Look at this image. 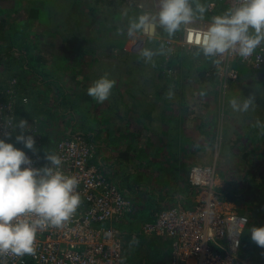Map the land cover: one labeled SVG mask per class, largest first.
Listing matches in <instances>:
<instances>
[{
  "label": "rangeland",
  "instance_id": "rangeland-1",
  "mask_svg": "<svg viewBox=\"0 0 264 264\" xmlns=\"http://www.w3.org/2000/svg\"><path fill=\"white\" fill-rule=\"evenodd\" d=\"M160 4L161 0H0V96L8 101L10 88L5 81L16 80L21 86L18 99L16 97L15 103L11 104L15 110L14 120L15 123L20 119L28 122L30 131L26 135H32L35 142L40 140L35 146L50 135L54 144L68 133L80 132L98 146L95 148L98 164L107 155L115 157L118 150L109 154L98 138L100 133L104 135V126L97 129L96 138L87 134L93 130L92 125L103 124L104 118L113 121L122 112L135 118L137 111H144L146 104L149 108L154 104L159 110L157 119L167 130L161 135V141L150 126L134 129L123 142L129 165L109 175L112 171L104 164L103 171L116 183L120 182L118 174L123 170L147 171L162 184V179L167 180L173 174V169L171 175L169 173L171 158H181L183 148L190 150L192 146V150H196L193 158H197L193 161L194 166L214 163L220 190L228 184L236 190V195L228 202L234 210L248 217L246 229L252 225V220L256 221L254 209L259 207L262 216L255 227L264 226V194L257 195L264 193V180L260 179L264 175V155L261 167L257 164L261 159L258 154L264 149V132L257 128L258 121L264 124V73L246 70L249 79L241 74L235 82L221 87L208 80L202 82L204 79L200 77L198 66L207 56L199 48L187 49L189 53L184 54L181 61L178 57L171 64L166 63L170 58L164 41L179 42L187 28L200 25L207 28L212 18L206 12L205 17L199 19L196 12L193 22L173 35L158 24L150 35L142 30H133L129 34L131 25L138 22L139 17L157 15ZM190 4L197 5L195 1ZM145 49L153 53L151 59L142 55ZM90 50L97 60L88 64L89 60H83L79 54ZM111 64L116 65L113 75L117 83L110 98L97 103L87 95V89L100 76L110 77L106 70ZM43 71L44 77L38 83L35 78ZM219 94L221 99L224 95L225 101V106L220 108L216 101ZM62 98L65 101L61 104ZM248 98L253 99L248 111L234 110L230 103L233 99L243 103ZM68 103L74 106L70 107ZM213 115L216 117L214 124L209 125L213 123L209 119ZM223 118L227 120L228 129L222 138ZM239 121L244 122L240 128L237 127ZM254 126L256 131L249 133ZM217 129L219 132L215 134ZM18 134L19 129L15 130L11 143L20 148L24 145L16 143ZM235 139L239 142L230 150L228 146ZM165 157L162 165L161 158ZM154 161L158 169H147ZM176 170L180 171L175 176L179 178V185L173 190L169 188L172 194L185 184L181 177L183 171ZM131 200L134 205L136 202ZM182 203L185 200L163 202L156 205V210ZM133 212L134 208L131 215ZM139 232L128 233L129 246L146 254L145 264L160 263L163 252L168 251L167 243ZM240 253L247 264H264V248L257 246L246 233L242 237ZM167 255L164 257L166 262L170 259L169 252Z\"/></svg>",
  "mask_w": 264,
  "mask_h": 264
},
{
  "label": "built area",
  "instance_id": "built-area-1",
  "mask_svg": "<svg viewBox=\"0 0 264 264\" xmlns=\"http://www.w3.org/2000/svg\"><path fill=\"white\" fill-rule=\"evenodd\" d=\"M241 2L209 0L204 7L212 18L217 16L216 12L222 6H226L227 11ZM191 6L194 8L197 5ZM206 29L203 25L189 27L181 41H164L169 48L168 55L177 46L199 48L195 43L196 35ZM213 58L220 82L223 85L235 82L239 78V70L232 63L242 65L249 72L264 70V42L246 59L233 53ZM5 83L10 93L8 101L0 96V138H5V131L12 132L11 139L6 140L11 142L15 131L4 126L9 122L15 124V110L11 104L15 103L16 97L18 99L19 88L14 79ZM95 148L96 145L83 133L67 134L53 144L47 153L60 157V170L78 180L77 192L81 204L62 227H49L38 232L34 256L0 257V264H4V261L6 264H145L130 263L126 259L129 236L113 224L125 222L134 205L118 182L112 180L96 163ZM25 153L31 158L33 167L50 166L45 158L46 152L44 156L29 151ZM187 181L194 192L192 204H177L156 210L153 221L142 225L139 233L168 243L170 259L167 264H247L240 250L249 219L234 210L219 193L216 165L193 166L188 171Z\"/></svg>",
  "mask_w": 264,
  "mask_h": 264
},
{
  "label": "clouds",
  "instance_id": "clouds-1",
  "mask_svg": "<svg viewBox=\"0 0 264 264\" xmlns=\"http://www.w3.org/2000/svg\"><path fill=\"white\" fill-rule=\"evenodd\" d=\"M207 9L197 3L195 12L190 0H161L157 15L139 17L129 30H142L150 35L157 24L169 35H173L193 22L195 13L204 18ZM191 42V36L189 37ZM264 42V0H242L239 6L228 9L223 15L212 17L206 30L196 35L195 43L199 51L207 57L233 53L242 58L249 57ZM142 55L151 59L153 53L145 49ZM115 81L106 75L92 81L87 95L97 103L108 100ZM234 110L247 111L253 104L248 98L239 102L233 99ZM259 125V121L257 122ZM6 129L15 131L16 143L29 150L35 149V139L26 135L28 122L20 119L18 123L9 122ZM12 132L5 131L0 138V257H24L36 254L38 232L49 227L59 228L68 222L81 204L77 192L78 180L60 170L62 160L57 155L47 153L50 166H32L31 158L25 151L17 148L10 140ZM23 166V167H22ZM247 223V219L244 220ZM251 239L264 248V226L249 229ZM6 264V261H4Z\"/></svg>",
  "mask_w": 264,
  "mask_h": 264
},
{
  "label": "trees",
  "instance_id": "trees-1",
  "mask_svg": "<svg viewBox=\"0 0 264 264\" xmlns=\"http://www.w3.org/2000/svg\"><path fill=\"white\" fill-rule=\"evenodd\" d=\"M190 1H195L196 3L199 2V4L205 6L206 2H208L209 0H190ZM221 8H222L221 10H219L218 12H216V15L217 16L223 15L225 13L226 9H227L226 6H222ZM193 9L195 10L196 7H194ZM73 11H75V9H73ZM204 17H205V15H204ZM81 49H79V50H81ZM187 49L188 48L183 47V46H177L175 48L174 52L169 55V58L170 59H168L166 63L171 64L172 61L176 60V58H178V57H180V61H181L182 58H183V56H184V54L189 53L187 51ZM84 51H86V50H84ZM79 55H81L80 58H82L83 60L84 59H88L89 60L88 64H90L91 62L94 63L97 60V58L95 57V53H93L92 50H90L88 52H83L82 54H79ZM207 58H206V60L204 61L203 64H200L198 66V70H200V72H199L200 77L202 78V80L204 79L202 82H206V80H208V82H212L214 85L219 84V86H221V87L222 86H226V85H223L220 82V80H219V77L217 75L216 69L214 68V65H213V57H207ZM184 60H187V62L190 61L188 59H184ZM232 65L239 70V76L242 74V75H245L246 76V80L249 79V77L247 76L248 73L246 72V69L242 65H238V64H235V63H232ZM115 66L116 65H112L111 64V67L106 70L107 71L106 73H108L109 76H110L109 79L114 80V81H116V77L113 75V71L116 69ZM25 68H27V70H28V66H25ZM134 69H136V68H134ZM26 72H28V71H25V73ZM37 73H40V72H37ZM258 73L263 74L264 73V70H262L261 72H258ZM43 74H44V71H43V73L41 72V74L35 78V80L37 82L39 81L38 83H41V80L44 77ZM162 74H163V72H162ZM86 77L88 78V76H86ZM116 83L117 82H115V84ZM16 86H17V88L20 89L21 84L19 86V83L17 82ZM59 90H60V88H59ZM216 96H218V99H219V100H216V101H218L217 104L219 105V108L221 106H223V105L225 106V101L223 99V96L224 95L222 96V99H221V94L216 95ZM63 101H65L64 98H62L61 104L63 103ZM165 101H167V100H165ZM68 105L70 107H73L74 106L71 103L70 104L68 103ZM246 113L247 112H245L244 115H246ZM70 114H71V112H70ZM70 116H73L74 117V114H71ZM244 117H246V116H244ZM215 118L216 117L213 115L209 119H211V121L213 122V119H215ZM201 119H202V117H201ZM198 120H200V119H198ZM226 123H227V120H224V118H223V122H222V125H221V132H220V137H222V138H223V136L225 134H227V129L228 128L226 126ZM211 124H214V122L213 123H209V125H211ZM243 125H244V122L239 121L237 127L240 128ZM252 128H253L252 130H249L248 131L249 133H254L256 131V126H254ZM257 128L261 132H264V124H259V125L257 124ZM245 130H247V128H245ZM166 131H167L166 130V127L164 126V128L162 129V131L160 133L156 132V134L160 137V141L162 139L161 138V135L164 134V133H166ZM218 132H219V129L216 130L215 134H217ZM198 133H199V131H198ZM51 137H52L51 135L48 136V138H46L45 141H42L40 143V145L35 146V149L34 150H29V149L25 148L24 146H21L19 149H22V150H25V151H29V152H33V153H37V154H40V155H43L44 156V153L45 152L47 153L53 147V145H52L53 142L51 143V141H52L51 140L52 139ZM238 142H239V139L233 140L232 141V145L228 146V148L230 150H233L234 147L236 146V144ZM96 147L98 149V146L97 145H96ZM100 149H101V147H100ZM127 152L128 151L126 149L125 151H121L117 156L114 157V159L112 158L114 160V164L115 165L114 164L109 165V168L111 169V171H115V172L117 171V172H119L121 170L119 168V167H121V165L122 166L129 165ZM258 155H259L260 158L263 157V155H264V149ZM108 157H112V156H108ZM163 159H167V157L161 158V161L162 162H163ZM179 160H180V158H177V159L176 158H171V160H170L171 161V164L170 165L172 167H174V169L175 168L176 169H181L180 168V165H179ZM262 163H263V159L262 158L259 161H257V164L260 167H261ZM117 167H118V169H117ZM155 167H156L155 169H158V166H155ZM262 167L264 168V166H262ZM103 168H105V166H103ZM181 170H183V169H181ZM105 171L107 172V170H105ZM187 173L188 172H185L183 170L181 177H184L185 176V180H184V183H185L184 190H185V192H187L188 197H190L191 200H192V202H193L194 192H193L192 188L190 187V185H189V183L187 181V177H186V174ZM152 176H150L147 171H142V170H138L137 171V169L135 171H132V172H130V171L129 172H125V170H123L122 172H120L118 174V178L120 180V182H119L120 183L119 184L120 187L126 193H128L131 196V199H133L136 203L134 204V207H133L134 208L133 215L130 214L125 219V222L114 223L113 225L116 228H118V229L126 232L127 234L128 233L134 234L133 233L134 231H140V228H141L142 225L147 224V223H151L153 221V216H154V213L156 212L155 211L156 210V205H158L157 204L158 202H156V198H159L158 197L159 195L156 194V193H157V191L159 189H162V188H154L155 186H152V182H153V177ZM159 176H160V174H159ZM260 179L264 180V175L263 176H260ZM229 186H230V184L226 185L219 192L221 194V196L226 201H229L230 199H232L236 195V193H237L235 189H233L231 187L229 188ZM163 188H165V187H163ZM182 189H183V187H182ZM184 190H183V192H184ZM164 192L167 194L168 188ZM259 194H264V193H258L257 195H259ZM189 205H190V202L187 203L185 206H189ZM261 211H262V208L261 207L254 209V212L257 214L254 217V219L257 217V219H256L257 223H256V221H253L252 220V222H251L252 225L250 227L248 226V228L245 230L246 236H248L249 238H251V233H250L249 229H251L256 224H258V221L260 220L259 217L262 216ZM259 227H261V226H259ZM156 243H158V242H156ZM134 247L135 246H129V243H128V240H127L126 252H127L128 256H129L128 258H130L129 262L130 263H144V261L147 259V258H145V257H147L146 254L142 250H138V249L136 250V248H134ZM166 247H167V245H166ZM148 248L149 249L151 248V244L148 245ZM168 252H166V251L163 252L164 253V255H162L163 256V261L162 262H164L163 264H167L168 263V262H166L167 260L165 261V259H164V257L167 255ZM162 256H160V257H162ZM167 258H168V255H167Z\"/></svg>",
  "mask_w": 264,
  "mask_h": 264
},
{
  "label": "crops",
  "instance_id": "crops-1",
  "mask_svg": "<svg viewBox=\"0 0 264 264\" xmlns=\"http://www.w3.org/2000/svg\"><path fill=\"white\" fill-rule=\"evenodd\" d=\"M153 103V102H152ZM113 106H116V105H113ZM154 104L152 106H150V108L148 107V104H146V107L143 110H139V107H138V110L137 111V115H135V118L134 115H131V114H124V112H122L120 114V117H116V119H114L113 121L110 120L111 118L107 119V118H104L105 119V123L103 122V124H93L92 126V131H88L87 134H90L91 137L95 136L96 138V132L99 133V131L97 130L98 128L104 126V135H102V133H100L99 137L102 141H103V145L106 147V149L108 150V153L109 154H112V150H118L117 153L119 154L121 151H125L126 150V147L123 146V142L124 140H126L130 134H132V132L134 131V129H138V130H141V128L145 125L147 126H150V129L155 131V132H158L160 133L162 131V129L164 128V125H161V121L158 120L157 118V114L159 113V110L157 108H154ZM110 109V108H108ZM143 109V108H142ZM128 115L131 117V120H130V117L128 118ZM134 119V120H133ZM110 120V121H108ZM151 123V125H149V123ZM70 134V133H68ZM75 134H81L80 132H76ZM111 148V149H110ZM196 151V150H192V146L189 149L187 148H183L182 150V153H183V156L180 158L179 160V165H180V168L183 169L185 172H187L190 167L194 166L195 162H193L194 160L197 161V158H193V152ZM116 154V156L118 155ZM101 155H102V151L100 153V158H101ZM111 156V155H110ZM111 158V159H110ZM114 157H108L105 156V159L101 158L99 160V163H100V166H104V164L109 167V165H112L114 164ZM103 159V160H102ZM107 159L108 162H107ZM177 159V158H176ZM105 160V161H104ZM113 160V161H112ZM96 163H98V161L96 160ZM157 162L154 161L151 166L147 169H151V168H154L155 169V164ZM171 164V161L169 162ZM165 163H163L162 165H164ZM169 164V165H170ZM115 165V164H114ZM121 165V164H120ZM196 165V164H195ZM171 166V165H170ZM168 167V168H171V167ZM121 167L123 168V166L121 165ZM119 167V168H121ZM106 168V167H105ZM173 169V174L171 175V171ZM109 171H111V169H107ZM117 170V169H116ZM182 170V171H183ZM107 171V173L109 172ZM110 173V174H109ZM108 174L109 175H113L115 173H117V171H112V172H109ZM171 177L169 176L167 178V180H161L160 182L162 184H159L158 181L159 180H156L155 177H153V182H152V186H155L157 188H162V189H159L157 191L156 194H158L159 198H156V202H158L157 204H161L163 202H169V201H180V200H185V203H182L184 205H186L187 203L190 202V205L192 204V200L190 197H188V194L187 192H185L184 190V185H183V189L182 187L179 188L177 190V192H175L174 194H172L169 190H173L174 186H177L179 184L178 183V177H175L176 175H179L180 174V171L176 170V168L174 169V167H172L169 171ZM111 178V177H110ZM117 178V177H116ZM184 180H185V176L183 177ZM166 179V178H165ZM114 180V179H113ZM116 181V180H115ZM118 181V180H117ZM120 184V183H118ZM165 187V188H163ZM168 188V192L167 194L164 192L165 190H167ZM170 188V189H169ZM184 190V192H183ZM173 192V191H172ZM127 195L130 197V195L127 193ZM181 203V202H179ZM166 242V241H165ZM167 243V242H166ZM168 244V243H167ZM168 251H169V246H168ZM167 251V252H168ZM128 254L126 252V259L127 261L129 262L130 258H128ZM163 261V257H162V260L161 262ZM158 263V264H162V263ZM153 264V263H151Z\"/></svg>",
  "mask_w": 264,
  "mask_h": 264
}]
</instances>
